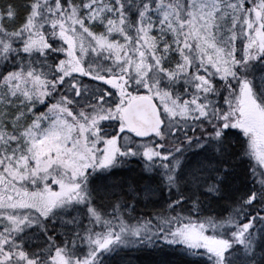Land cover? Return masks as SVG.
<instances>
[{
  "label": "snow or ice",
  "instance_id": "1",
  "mask_svg": "<svg viewBox=\"0 0 264 264\" xmlns=\"http://www.w3.org/2000/svg\"><path fill=\"white\" fill-rule=\"evenodd\" d=\"M0 264H264V0H0Z\"/></svg>",
  "mask_w": 264,
  "mask_h": 264
}]
</instances>
